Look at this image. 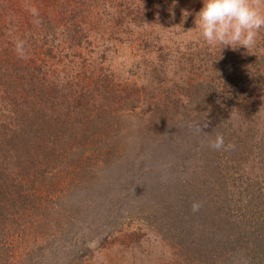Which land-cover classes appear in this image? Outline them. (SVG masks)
Instances as JSON below:
<instances>
[{"label": "rangeland", "instance_id": "obj_1", "mask_svg": "<svg viewBox=\"0 0 264 264\" xmlns=\"http://www.w3.org/2000/svg\"><path fill=\"white\" fill-rule=\"evenodd\" d=\"M32 4L0 0V33L6 34L0 36V115L16 108L20 91H32L22 86L28 76L19 80L41 61L51 91L66 103L88 98L102 76L110 93L139 89L143 99L134 106V98L121 97L115 103L128 102L114 111L113 122L90 127L83 160L96 169L95 197H103L89 222L76 209L82 190L72 179L54 191L59 199L43 227L17 221L19 236L9 235L2 249L9 264H199L165 239L180 234L179 227L163 226V208L170 198L181 200L178 179L201 194L215 192L233 218L246 206L250 217L258 216L256 208H264V28L250 50L210 46L195 24L203 0H49L43 26L12 28ZM20 40L23 58L16 51ZM42 48L51 52L39 56ZM8 54L25 67L14 73L15 84L5 78ZM217 133L234 149H208L203 142Z\"/></svg>", "mask_w": 264, "mask_h": 264}, {"label": "trees", "instance_id": "obj_2", "mask_svg": "<svg viewBox=\"0 0 264 264\" xmlns=\"http://www.w3.org/2000/svg\"><path fill=\"white\" fill-rule=\"evenodd\" d=\"M31 1L39 15L33 16L28 9L12 28L26 27L28 30L35 24H45L40 17L48 19V6L45 3L49 0ZM0 36L3 40L6 34L0 33ZM42 51L39 56H46L51 52L45 48ZM6 56L5 78L9 80L7 83L15 84L18 79L13 78L14 73L17 68L24 71L25 67L19 58L14 60L10 54ZM43 64V61L39 63L34 74L21 76L22 80L19 81H24V77L28 76L22 86L31 87L32 91H20L16 108L0 115V124L9 127L6 130L0 129V264H9L2 249L5 247L4 243L19 236L16 232L19 227L16 225L17 221L20 220V226L33 225L37 221L36 224L43 227L48 219L49 206L55 205V200L59 199L54 198V191L57 187L71 186L72 179L76 181L78 178V187L82 190L76 209L79 214H84L83 222H89L94 214L92 212L98 206L97 201L100 202L103 197H95L97 191L94 186L101 182L96 169L93 164L83 160L85 140L93 135L88 134L90 127L108 119L113 122L114 111L118 114V107L123 108L128 102L124 98L122 102L115 103L121 97L134 98V106V100L140 102V98L143 99V94H137L140 90H135L136 88V93L125 96L110 93V82L102 76L94 82L90 93L87 92L88 98L83 93L84 97L74 96L70 100L74 104L72 106L69 101L66 103L65 95H57L56 90L51 91V80L46 78ZM34 67L36 66L28 67L32 69L30 72ZM15 94L16 91L9 93L7 97ZM108 101L111 103L107 104ZM74 120L76 123L72 122ZM68 124H71L70 128ZM203 143L210 148L208 142ZM205 161L213 164L215 158L205 156ZM178 181V194L183 204L173 207L174 201L181 200L170 198L168 207L163 208L166 215L164 219L167 220H164L166 223L163 226L167 224L170 228H180L177 229L180 231L179 235L165 237L172 247H179L181 254L188 257V260L198 261L199 264H264V208H256L259 210L258 216L252 213L250 217L246 206L243 215L233 218L229 213V206L227 210L225 203L215 192L208 189V193L201 194L188 186V182H182L181 179ZM220 185L221 182L218 187ZM74 194L71 192V201L77 203ZM193 201H199L202 205L195 213L191 210ZM107 208L111 211L110 203ZM101 213L97 211L95 215L99 218ZM5 230L8 231L6 237Z\"/></svg>", "mask_w": 264, "mask_h": 264}, {"label": "clouds", "instance_id": "obj_3", "mask_svg": "<svg viewBox=\"0 0 264 264\" xmlns=\"http://www.w3.org/2000/svg\"><path fill=\"white\" fill-rule=\"evenodd\" d=\"M29 11L33 16L39 15L35 7ZM183 15L187 18L189 13L185 11ZM195 24L204 42L210 46L250 50L255 47L260 30L264 28V0H203ZM16 51L22 58L25 56L24 41H17ZM209 147L228 151L235 146L231 143L226 145L223 134L217 133L215 139L209 142ZM201 207L199 201H193L191 210L195 213Z\"/></svg>", "mask_w": 264, "mask_h": 264}]
</instances>
